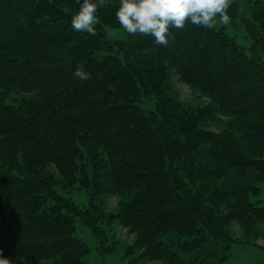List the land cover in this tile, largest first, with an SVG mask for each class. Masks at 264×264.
<instances>
[{
	"label": "trees",
	"instance_id": "trees-1",
	"mask_svg": "<svg viewBox=\"0 0 264 264\" xmlns=\"http://www.w3.org/2000/svg\"><path fill=\"white\" fill-rule=\"evenodd\" d=\"M118 6L99 7L91 35L71 26L77 0H0V249L19 264H92L77 223L111 253L118 221L135 236L128 264H220L241 242L233 221L245 240L264 236L251 200L264 182V0L228 9L248 47L190 22L158 45L126 33ZM175 78L206 103L181 99Z\"/></svg>",
	"mask_w": 264,
	"mask_h": 264
},
{
	"label": "clouds",
	"instance_id": "clouds-1",
	"mask_svg": "<svg viewBox=\"0 0 264 264\" xmlns=\"http://www.w3.org/2000/svg\"><path fill=\"white\" fill-rule=\"evenodd\" d=\"M109 0H82L78 11L71 17V26L77 32L95 35L99 7H106ZM232 0H119L115 12L120 27L129 35L152 36L158 45H167L171 29H183L187 23L212 28L219 17L230 22L228 9ZM74 75L81 80L89 79L83 64H78ZM0 264H12L0 249Z\"/></svg>",
	"mask_w": 264,
	"mask_h": 264
},
{
	"label": "rangeland",
	"instance_id": "rangeland-1",
	"mask_svg": "<svg viewBox=\"0 0 264 264\" xmlns=\"http://www.w3.org/2000/svg\"><path fill=\"white\" fill-rule=\"evenodd\" d=\"M241 4V16L246 14L247 6L243 1H240ZM215 26L221 27L225 26V29L231 35H234L238 42L248 47L251 44V40L247 37L245 27L241 20L236 22L230 21L225 24L221 22L220 18L217 17L214 23ZM122 30V29H121ZM121 30L110 31L111 35H123ZM174 85L176 91L181 99L192 103L203 105L206 103L207 99L203 95H200L198 92L190 88L186 83L182 82L178 78L174 79ZM261 193L259 196H251V200H261V204H264V182L260 184ZM61 193L65 194V190L58 189ZM70 196L81 206L88 204V196L77 189H74L70 192ZM117 197L115 196H106L104 197L101 204L102 208L106 213L114 211L117 209ZM77 232L76 234L86 240L90 246L91 251L85 257L87 262L92 264H128L129 259L124 258L126 247L134 241L135 236L131 234L126 227L120 224L118 221L111 222V227L105 226L109 235V246H116V250L111 253H101L98 250L99 241L91 234V231L88 227L84 226L81 222L77 223ZM233 237L240 239L241 242H234L230 248V255L220 264H264V236L259 238H251L245 240V235L241 225L233 221L232 225ZM135 254L134 256H136ZM133 256V257H134ZM12 264H19L18 262H12ZM138 264H162L161 261H140Z\"/></svg>",
	"mask_w": 264,
	"mask_h": 264
}]
</instances>
